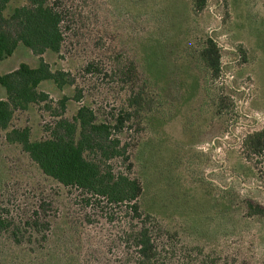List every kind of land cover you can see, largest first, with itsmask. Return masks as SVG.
I'll return each instance as SVG.
<instances>
[{
	"label": "rangeland",
	"instance_id": "374dc122",
	"mask_svg": "<svg viewBox=\"0 0 264 264\" xmlns=\"http://www.w3.org/2000/svg\"><path fill=\"white\" fill-rule=\"evenodd\" d=\"M67 1L68 4H75V0ZM190 1L146 0L151 8L157 7L158 3L166 4L170 9L169 17L173 25L170 24L166 32L172 35L175 52L170 55L167 68L163 70L169 72L171 84H174L172 81L178 82L182 87H170L169 98L177 96L179 101H175V108L171 107L153 118L154 132L150 129V119L157 114L156 109H167L169 101L163 105L164 99L155 101L151 96L146 102L148 105H143L140 118L131 130L124 132L121 139L135 148L132 172L143 184L141 208L164 220L166 225L172 226L180 218L177 213L170 216L174 212L170 210L179 209L178 212L186 216L188 209H202L203 204H212L211 197L225 188L231 189L228 191L230 196L223 197V201L227 200L224 205L237 212L233 223L237 224L236 233L229 236L217 234L209 242H201L199 249L203 253L198 255L197 264H202L200 260L206 255L213 256L207 264H219L220 253L216 249L222 244L223 248L225 245L228 248L232 246L235 260H243L244 264H264V213L252 217L244 205L245 201H251L264 208V167H254L253 162L247 161L242 153L245 137L264 128V2L205 0L203 9L195 11ZM77 2L81 27L77 26L72 31L60 54L47 52L43 59L53 69L70 70L76 74V83L80 87L88 86L90 81L97 79L100 87H90L95 98L91 102L95 108L100 107L106 112L124 101L127 96L125 91L110 80L105 83L102 71L94 76L88 75L82 66L94 59L102 68L108 69L112 63L106 55L112 49L121 47L120 38L124 35L142 33L147 18H136L130 23L126 16L117 15L116 8L126 12L134 6L139 13H143L145 8L136 0L129 4L122 0H110L112 7H116L113 9L108 5L116 12L106 10V4L103 9L99 2L105 3V0ZM20 4L23 2L15 1L10 6ZM207 37L214 39L219 48L221 72L216 77L199 65L194 67L197 65L198 49ZM123 44L126 49V43ZM164 51L162 45L150 50L148 58L153 70H157L156 62L165 55ZM21 63L33 67L36 58L28 49L19 46L11 57L0 62V75ZM159 87L166 89L167 86L160 84ZM44 89L49 93L52 108H55L56 91L51 85H45ZM146 90L153 94L161 92L158 88L147 86ZM69 92L65 90L66 94ZM76 108V104L69 102L66 115L72 116ZM216 112L217 116H213ZM47 121L49 115L41 107L30 106L27 111L15 114L13 125L29 127L31 138L38 139L42 136L41 126ZM4 135L5 132L0 131V205L15 220H20L36 210L38 200H49L51 211H40L39 220H51L52 223L48 241L42 249L34 247L32 251L33 248L14 245L5 235L0 237V264H122L125 249L127 254L132 252L130 244L122 240V232L127 230L131 220L123 218L119 210L103 202L100 208L84 205L76 191L64 189L44 177L18 146L5 141ZM143 142L153 153L150 154V170H157L154 175L145 163V168L140 166V154L144 150L140 152V146ZM230 151L232 156L228 159ZM203 175L211 182L210 187L215 186L216 194L211 191L209 195L204 187L199 189V179ZM177 196L178 201H175ZM207 200L209 202L205 203ZM198 215L194 217L200 218L203 213ZM106 216L113 219L109 221ZM184 219L186 227L189 224L198 225L195 219L192 222L190 218ZM245 220L248 222L246 226L237 228ZM217 223V218L209 221L206 228L209 231L225 229L221 221L220 225ZM170 241L165 242V256L167 259L180 258L177 245L172 246L176 241ZM69 245L73 259L62 257ZM181 260L185 264L190 261L186 255Z\"/></svg>",
	"mask_w": 264,
	"mask_h": 264
},
{
	"label": "trees",
	"instance_id": "16d2710c",
	"mask_svg": "<svg viewBox=\"0 0 264 264\" xmlns=\"http://www.w3.org/2000/svg\"><path fill=\"white\" fill-rule=\"evenodd\" d=\"M15 1H22L23 4L11 7L10 5ZM122 1L127 4L134 2V0ZM136 1H140L144 6L143 13H139V10L135 11L134 6L131 10L126 9V12L123 10L120 12L118 7L116 10H118L117 15L126 16L130 23L136 18L147 17L144 20L142 33L129 32L120 38L121 47L112 49L113 51L106 55V59L112 63L108 69L102 68L94 59L82 66V70L88 75L94 76L99 70L102 71L105 83L108 80L112 81L127 95L119 106L103 112L100 107L95 108L91 102V100L95 101V98L90 87H100V83H96L97 79L95 82L90 81L91 84L88 86L80 87L76 83V74L70 70L53 69L43 59V55L47 52L60 54L72 31L77 26L81 27L77 0L75 4L72 2L68 4L67 0H0V62L11 57L19 46L28 49L36 58L33 67L21 63L17 68L0 75L2 91L0 131L5 132V141L18 146L44 177L53 180L64 189L76 191L82 197L80 202L84 205L99 207L103 202L119 210L123 218L131 220L127 230L122 232V240L127 245L130 244L132 252L127 254V248L125 249L122 264H185L181 260L184 255L190 260L187 264H197L198 255L203 253L199 249L201 242H209L217 234L229 236L236 233L237 224L233 225V223L237 212L224 205L228 201L224 202L223 197L230 196L229 187L218 193L220 197L218 194L214 197L209 196L210 199L213 198L212 204L208 206L203 204L202 209L200 207L188 209L186 216H182L178 212L179 209L170 210L174 211L170 216L179 214L177 225H166L164 220L141 208L143 184L132 172L135 159L134 145L122 142L121 137L125 131L131 130L135 125V121L142 114L143 105L150 101L151 96L155 101L164 99L163 105L169 101L167 109L162 111L156 109L157 114L150 119L152 120L150 129L154 132L156 128L153 126V118L165 113L174 107L175 101H179L177 96L169 98L170 87L176 85L181 88L182 85L174 81H172L174 84H171L169 72L163 70L167 68L166 62L170 60V55L175 52L172 35L166 32V28L169 29L172 24L169 7L157 3V7L151 8L146 0ZM190 2L195 11L202 10L205 5V0ZM99 3L103 9L106 4L108 11L116 7H112L110 0ZM113 9L110 11L112 12ZM122 41L126 43V49ZM160 45L163 46L165 55L157 60L158 68L153 70L148 55L152 48ZM196 55L195 68L199 65L202 69L208 70L211 76H218L221 72L220 54L214 39L207 37ZM189 63L191 65V62ZM160 84H165L166 89L159 87ZM45 85H51L57 93L55 108H52V101L48 100L50 97L48 91L44 89ZM146 86L158 88L161 92L153 94L146 90ZM65 90L70 92L66 94ZM167 95L168 98H164ZM69 102L77 105L74 114L70 117L66 115ZM30 106L41 107V110L49 115V121L43 122L41 126L42 136L38 139L31 138L29 127L13 125L15 114L27 111ZM217 112L213 116H217ZM242 145L243 157L253 162L254 167L256 165L264 167V128L248 134ZM147 146L149 145L144 142L140 146V152L144 149L140 154L142 157L140 166L144 167L145 163V167L150 170V154L153 153L146 148ZM228 156L230 159L232 151L228 152ZM150 173L154 175L157 170L154 168ZM199 182L201 183L199 189L204 187L209 195L212 194L211 191L217 193L215 186L210 187L211 182L204 175L200 177ZM203 194L208 197L207 194ZM208 200L205 203L210 201ZM38 201L36 210H32L25 219L20 220H15L0 205V237L5 235L14 245L33 248L32 251L36 247L42 249L44 243L48 241L52 222L40 221L39 212L51 211V202L41 199ZM175 201H178V196ZM244 205L248 215L252 217L264 213V208L257 203L245 201ZM202 213V217H194ZM107 218L109 221L113 219ZM184 218H190V222L195 219L198 225L189 224L190 226L186 227ZM216 218L217 225H220L221 221L225 229L209 231L206 228L208 222ZM245 221L237 228L243 229L248 223ZM170 240L176 241L172 246L177 245L181 254L178 259H167L165 256V242L170 243ZM222 246L223 244L216 249L220 253L219 264H244L243 260L233 258L231 245L229 248L226 245L224 248ZM62 257L73 259L70 245ZM212 257L206 255L200 261L202 264H207V261H212Z\"/></svg>",
	"mask_w": 264,
	"mask_h": 264
}]
</instances>
